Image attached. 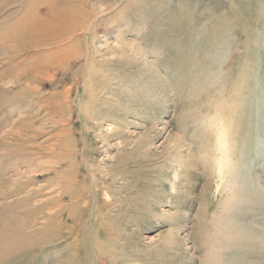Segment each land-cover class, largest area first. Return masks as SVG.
<instances>
[{
    "label": "rangeland",
    "instance_id": "374dc122",
    "mask_svg": "<svg viewBox=\"0 0 264 264\" xmlns=\"http://www.w3.org/2000/svg\"><path fill=\"white\" fill-rule=\"evenodd\" d=\"M0 264H264V0H0Z\"/></svg>",
    "mask_w": 264,
    "mask_h": 264
},
{
    "label": "bare ground",
    "instance_id": "6f19581e",
    "mask_svg": "<svg viewBox=\"0 0 264 264\" xmlns=\"http://www.w3.org/2000/svg\"><path fill=\"white\" fill-rule=\"evenodd\" d=\"M52 15H53V13H52ZM226 129L222 128V129H220V132H219V143H218L219 149L218 150L221 152V155H220V157H218L219 158L218 159L219 160V166H217V167L220 168V175L223 174L224 169H226V168L230 169V166L232 165V163H231L232 162V160H231L232 152H231V148L229 145L230 142L227 138L228 136L226 135L227 134ZM225 176H228V175H225Z\"/></svg>",
    "mask_w": 264,
    "mask_h": 264
}]
</instances>
